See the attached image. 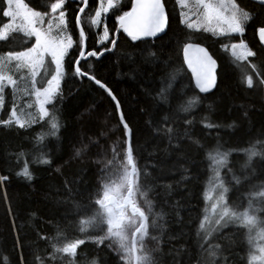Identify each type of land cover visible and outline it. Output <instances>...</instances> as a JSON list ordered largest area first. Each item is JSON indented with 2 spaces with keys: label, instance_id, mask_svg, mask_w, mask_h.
<instances>
[{
  "label": "trees",
  "instance_id": "trees-1",
  "mask_svg": "<svg viewBox=\"0 0 264 264\" xmlns=\"http://www.w3.org/2000/svg\"><path fill=\"white\" fill-rule=\"evenodd\" d=\"M25 2L35 10L46 11L54 0ZM97 2L90 0L91 7L82 14L86 52L99 51L102 47L97 43L100 25L92 27L89 19ZM163 2L168 25L162 36L144 39L147 43L142 44L119 32L114 51L104 52L99 57L86 56L80 66L82 71L94 75L113 91L131 129L130 143L141 172L140 182L149 190L147 199L152 202L149 234L144 244L148 249H158L151 253L156 264H205V260L211 258L201 245L203 249L209 247L203 242L202 230L199 235L197 230L206 208L205 194L214 166L213 157L217 159L228 153L227 167L222 169V174L230 188L227 204L237 211L247 207L245 194L251 186L264 181V159L254 156L244 168L247 156L241 151L256 140H264V84H260L264 79V49L256 31L264 26V7L249 0H237L245 11L254 14L253 18L243 34L218 37L211 32L187 29L180 24L181 9L176 0ZM130 7L131 0H119L107 14L105 26L109 27L110 35L116 31L115 15ZM76 11L78 3L66 0L68 34L76 46L74 55L79 54ZM182 31L197 37L193 42L204 45L218 63L215 89L199 94V103L187 112L177 110L178 105L198 92L184 66L182 46L177 47L176 34ZM13 36L17 42L28 41L25 45L28 47L34 40L20 33ZM241 39L254 56L237 61L229 52V46ZM109 45V41L103 42V46ZM149 50L154 57L147 55ZM71 63L66 57V75L54 101L59 124L55 136L49 134L50 126L44 121L24 129L0 125V176L8 177L0 182V264H21V260L23 264H54L49 258L52 245L63 246L77 238L85 239V243L78 246L76 255L64 258L57 255L55 264H122L114 240L98 244L91 239L103 235L100 228L104 225L86 226L88 238L79 231V221L91 215L92 209L87 214L75 215L74 205L94 204L98 194H102V168L114 155V150L122 159L123 126L119 124L115 103L107 93L86 76L77 79ZM250 65H255V70ZM171 73L175 77L169 89L171 103L168 104L154 97L160 92L162 80L167 86ZM246 76L253 79L251 87L245 83ZM6 91L11 93V89ZM26 101L31 102L32 98L21 96L20 106ZM10 106L11 103L7 107ZM45 107L52 109V105ZM166 115L169 120L164 122ZM0 118H7V112L6 117L1 114ZM205 118L206 122L219 127H204ZM186 119L192 121L188 126L184 123ZM169 125L173 129L171 141ZM154 128L159 130L153 131ZM40 160L49 163L43 164ZM25 165L33 176L31 181L16 175ZM228 169L241 178L240 184L232 182ZM137 202L146 210L144 200L138 198ZM259 215L264 220V210ZM58 232L63 234L58 235ZM42 236L46 239H41ZM211 243L213 247L218 243L225 246L226 250L215 257L221 264L225 255L230 257L229 264H242V256L246 264L249 245L245 229L228 226Z\"/></svg>",
  "mask_w": 264,
  "mask_h": 264
},
{
  "label": "snow or ice",
  "instance_id": "snow-or-ice-1",
  "mask_svg": "<svg viewBox=\"0 0 264 264\" xmlns=\"http://www.w3.org/2000/svg\"><path fill=\"white\" fill-rule=\"evenodd\" d=\"M78 3V11L75 12V27L79 29L78 49L79 54L74 55L76 46L71 35L68 34L69 19L66 17V0H54L46 11L35 10L25 0H0V108L7 112V118H0V125L10 128L15 125L17 128H27L31 124H37L40 121L46 122L51 131L50 135L55 136L59 130V124L55 116L56 106L54 101L61 92V83L66 75L65 59L71 61L73 74L77 79L87 77L89 81L95 83L99 88L107 93L108 97L115 103V111L119 116V124L123 126V153L120 159V153L115 152L102 168L104 177H102V194L93 203L81 206L75 204V215L81 213L87 214L92 209L91 215L86 219L79 221V231L85 234L86 226L104 225L100 228L103 235L91 237L96 243H102L112 239L115 241L116 254L119 256L122 264H156L152 256L153 251L158 249L146 248L144 241L149 234V214L152 213V202L147 199L146 186L140 182L141 172L133 155L131 147V129L126 122V117L122 113L120 101L113 94V91L100 79L87 71L81 70V61L87 57H99L104 52L115 50L119 42L118 33L122 31L131 41L146 44L145 37H157V34L166 30L168 17L166 14V5L163 0H131V7L127 11L115 15V29L111 32L108 26L103 28L102 33L97 39V43L102 47L99 51H85L86 32L82 28V14L90 7V0H74ZM257 4L264 7V0H255ZM119 4V0H98L94 13L89 14L90 24L96 27L103 23L102 14H109ZM177 6L181 9L179 12V21L189 30L208 33L214 36L223 37L226 34H243L245 26L253 18V13L245 11L237 0H176ZM187 9V11H185ZM114 14V13H113ZM46 22V23H45ZM264 23V22H262ZM257 35L262 44H264V26L257 28ZM14 33H20L25 38H34L31 46H25L28 41L21 40L17 42ZM191 32H180L176 34L177 47L182 46L184 64L191 71L195 88L199 90L197 95L188 98L187 102L181 101L177 110L187 112L189 108L194 107L199 100V94L209 93L215 86L216 61L209 55L204 47L193 42L196 40ZM104 41H109V46H103ZM19 48V50H17ZM71 50V51H70ZM144 52V49H141ZM232 56L237 61H244L248 57L254 56L245 41L241 39L239 43L231 44ZM149 57L155 54L147 51ZM50 60V63L48 62ZM91 67V65H89ZM255 70V65H250ZM43 71L44 75L38 74ZM175 74H169L167 86L164 80L161 81L160 92L154 99L164 103H171L169 89L172 86V80ZM245 83L251 87L253 79L250 76L245 77ZM264 84V79L260 80ZM6 89H11L12 101L11 107H7ZM31 97V102H24L20 106V97ZM61 100L62 96L59 97ZM45 105H52V109ZM34 111H31L33 110ZM169 117H163L167 122ZM188 126L192 121L185 120ZM163 127V123L160 124ZM204 127H219L211 123L204 122ZM231 127V125H228ZM159 129L154 128L153 131ZM172 126L169 125V140L173 139ZM187 134V133H186ZM39 138V134H37ZM259 145V147H257ZM247 156V160L242 167L247 168L252 157L259 156L264 159V140H256L251 143L247 149H242ZM227 155L224 153L219 160L213 157L215 167L211 169L210 183L213 188L218 190V196L215 202L211 203V210L215 215L213 228L219 232L221 228L229 223L238 225L239 228L247 229V241L249 245L246 256V264H264V220L258 219L257 211L264 210V181L257 185H252L245 198L248 199V205L244 210L237 211L230 207L226 202L227 193L230 191L228 182L225 180L221 168L227 167ZM40 163L47 164L48 160H40ZM112 169V171H109ZM228 175L232 182L241 183V178L236 176L231 169H228ZM254 174V172H253ZM16 175L22 176L25 180L31 181L33 176L25 165ZM146 176L147 173H144ZM7 176H0V182L7 180ZM244 179H247L245 177ZM106 181V182H104ZM207 197V193L205 194ZM144 200L146 210H144L137 200ZM259 203L260 208H254L253 204ZM213 219L206 213L200 220L198 235L200 230L205 227V222ZM156 225L155 216L152 217V226ZM58 232V235H62ZM211 233H206L203 240L207 241ZM41 239H46L41 237ZM225 239H228L225 237ZM152 240L157 244L156 237ZM85 243V239L77 238L73 241L64 243L63 246L52 245V253L49 258L54 264L57 255L61 258L74 257L79 245ZM207 252L205 264H221V260L215 259L218 253H223L226 249L223 244L210 245ZM227 251L231 252L229 245ZM39 259V258H38ZM230 257L222 256L223 264H229ZM245 257H241L242 264ZM21 264L23 261L21 260ZM95 264V262H93Z\"/></svg>",
  "mask_w": 264,
  "mask_h": 264
},
{
  "label": "rangeland",
  "instance_id": "rangeland-1",
  "mask_svg": "<svg viewBox=\"0 0 264 264\" xmlns=\"http://www.w3.org/2000/svg\"><path fill=\"white\" fill-rule=\"evenodd\" d=\"M185 11H187V9H185ZM106 16H107V14H102V21H104V22L100 24L101 33H102V31H103V28L105 27V19H106ZM99 36H100V35H99ZM33 39H34V38H33ZM33 41H34V40H33ZM18 42H19V41H18ZM229 52L232 54V52H231V45L229 46ZM48 62L50 63V60H48ZM43 75H44V73H43V71H41V73L38 74V78H39V76H43ZM5 98H6V103H7V106H8L9 103H11L10 101H12V100H11V98H12L11 93L6 91V97H5ZM10 107H11V106H10ZM3 111L5 112L6 110L3 109V108H0V115H1V114H4V117H6V112L3 113ZM220 154H222V153H220ZM220 158H221V155L217 156V160H219ZM213 167H215V165H214ZM222 169H223V168L220 169L221 172H222ZM206 193H207V197H206V208H205V212H203V213H204V214H203V217H204V215H205V213H206L209 217H212L213 219H211V220L205 222V227H204V229L202 230V232H203L204 235H205L206 233H211V235H209V238H208L207 241L203 240L204 244H206V245H208V247H210V245L212 246V243H211L212 240H213V239H214L219 233H221L222 230H224L226 227L231 226V225H234V224L229 223L227 226L221 228L219 232H216V231H215V229L213 228V224H214V219H215V215H216V214H214V213L212 212V210H211V203H212V202H215V200H216V198H217V196H218V190L212 187V185H211V183H210V179H209L208 184H207V187H206ZM226 202H227V197H226ZM253 207H254V208H260L261 205H259V203H256L255 205H253ZM243 210H244V209H242V210H240V211L242 212ZM259 212H260V211H257L255 214H256V216L258 217V219L263 220V219L260 217ZM202 219H203V218H202ZM234 226H238V225H234ZM245 230H246V232H247V229H245Z\"/></svg>",
  "mask_w": 264,
  "mask_h": 264
},
{
  "label": "water",
  "instance_id": "water-1",
  "mask_svg": "<svg viewBox=\"0 0 264 264\" xmlns=\"http://www.w3.org/2000/svg\"><path fill=\"white\" fill-rule=\"evenodd\" d=\"M249 1H251V2H253V3H256L255 0H249ZM256 4H257V3H256ZM258 5H259V4H258ZM167 25H168V21H167ZM167 25H166V29H167ZM165 31H166V30H165ZM120 32L123 33L122 31H120ZM164 33H165V32L160 33V34H157V37L162 36ZM123 34H124V33H123ZM124 35H125V34H124ZM125 36H126V35H125ZM157 37H145L144 39H155V38H157ZM257 40H258L260 46L264 49V44H262V43L260 42L258 35H257ZM197 44H199V43H197ZM199 46L204 47V48L206 49V51L209 53V55L212 56L211 53H210V51H209L204 45L199 44ZM85 49H86V40H85ZM182 58H183V51H182ZM212 58L216 61V59H215L213 56H212ZM183 63H184V60H183ZM184 66H185L187 72L189 73V75H190V77H191V80H192V83H193V86H194V88H195V83H194V80L192 79L191 71L188 69V67H187L186 64H184ZM217 70H218V63H217V61H216V68H215V70H214V71H215V76H216V83H215V86L210 90L209 93H211V92L215 89V87H216V84H217ZM195 89H196V88H195ZM196 91L199 93V90H198V89H196ZM206 94H208V93H206ZM201 95H205V94H201Z\"/></svg>",
  "mask_w": 264,
  "mask_h": 264
}]
</instances>
